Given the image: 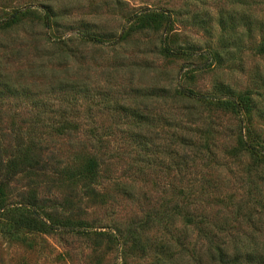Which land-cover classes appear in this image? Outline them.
<instances>
[{
    "label": "rangeland",
    "instance_id": "374dc122",
    "mask_svg": "<svg viewBox=\"0 0 264 264\" xmlns=\"http://www.w3.org/2000/svg\"><path fill=\"white\" fill-rule=\"evenodd\" d=\"M0 193V264H264V0H0Z\"/></svg>",
    "mask_w": 264,
    "mask_h": 264
},
{
    "label": "trees",
    "instance_id": "16d2710c",
    "mask_svg": "<svg viewBox=\"0 0 264 264\" xmlns=\"http://www.w3.org/2000/svg\"><path fill=\"white\" fill-rule=\"evenodd\" d=\"M0 211H8L6 210V206L4 203V200L2 199L1 193H0ZM10 223L12 224V228L17 229L18 231H29L31 233H44L48 232L50 230V227L48 225L41 221L39 218L38 213H35L33 210L28 215L22 214L18 219L11 218L9 219ZM6 236L10 234V232L4 233Z\"/></svg>",
    "mask_w": 264,
    "mask_h": 264
}]
</instances>
